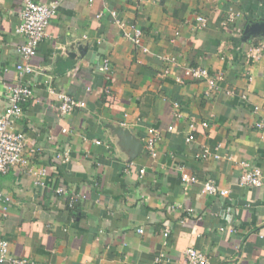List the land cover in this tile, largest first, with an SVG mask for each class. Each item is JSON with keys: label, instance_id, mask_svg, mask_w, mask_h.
I'll list each match as a JSON object with an SVG mask.
<instances>
[{"label": "crops", "instance_id": "obj_1", "mask_svg": "<svg viewBox=\"0 0 264 264\" xmlns=\"http://www.w3.org/2000/svg\"><path fill=\"white\" fill-rule=\"evenodd\" d=\"M22 1L0 0V115L24 42ZM249 22H264V0L63 2L24 79L33 98L12 125L26 138L29 163L1 177L9 209L0 238L9 255L34 264H185L193 248L208 264H264V182L239 186L240 162L264 175V135L253 113L264 106V52L249 56L263 39L244 40ZM132 26L142 31L141 45L127 38ZM75 42L87 44V59L49 73ZM188 67L220 77L216 89L185 77ZM59 93L86 106L60 116L53 109ZM106 123L134 129L143 146L134 160L122 161L125 150L110 140ZM148 129L160 136L155 158L144 149ZM201 146L221 158L198 157ZM180 168L197 182L183 183ZM208 181L229 194L202 192ZM59 187L84 199L69 207ZM160 254L166 258L156 262Z\"/></svg>", "mask_w": 264, "mask_h": 264}, {"label": "built area", "instance_id": "obj_2", "mask_svg": "<svg viewBox=\"0 0 264 264\" xmlns=\"http://www.w3.org/2000/svg\"><path fill=\"white\" fill-rule=\"evenodd\" d=\"M67 0H51L47 4L35 3L32 0H23L21 9L19 11V24L17 32L23 37L24 42L17 48L19 62L15 66L16 79L12 85L7 87V104L4 111L0 115V225L2 219L8 214L9 198L4 194L1 188V177L6 174L10 168L19 167L25 169L29 163L28 155L26 154V138L20 132L12 130L13 122L23 115L24 106L33 98V92L29 86L24 83L25 77L33 72L31 65L32 58L37 53V48L44 36L46 35L47 27L52 18L55 17L59 6ZM89 3L93 0H88ZM115 15V13H112ZM235 17L229 15L228 21H233ZM198 28L206 26V19L201 16L196 17ZM142 31L135 27H131V32L127 34V38L135 45H141ZM146 52L145 48H142ZM264 52V39L259 41L254 47L249 50V56L258 59ZM103 69L105 72L109 71L108 62H104ZM167 71H165L166 73ZM184 76L194 80H204L209 89H216V80L220 77L210 75L209 71L200 67H188L184 69ZM180 81V79H177ZM58 104L53 106L55 112L63 117L71 115L77 108H84L86 103L79 101L73 97L65 94H57ZM177 107V105H175ZM253 113L258 115L255 122V128L264 135V106H253ZM205 126V124H203ZM170 132H175L174 127H168ZM160 136L154 129L147 130V137L145 140L144 149L152 158L157 155L156 144ZM194 140V136L190 134L187 141ZM96 145H100V141H94ZM31 152L33 149L30 150ZM201 158L214 157L220 159L217 154H211L208 148L201 146V152L197 155ZM67 156L63 160H66ZM227 160H232V156L225 157ZM242 167V174L239 177V186L242 187H260L264 182V175L259 168H251L246 162H240ZM143 173V170L140 171ZM180 180L183 183L190 184L197 182L194 176L185 173L181 168L179 169ZM45 175V171H39L35 183L40 184V178ZM202 192L209 195H219L225 197L229 194L228 190L220 189L212 182L203 184ZM56 194L65 195L68 198V206L72 207L77 201L84 199L82 194L68 191L63 187H59L55 191ZM192 212V209L188 210ZM220 230H223L222 228ZM139 233L142 230H138ZM169 235V230H164L162 237L164 239ZM164 243H166L164 241ZM185 264H208L206 255L197 249L189 248L185 250ZM164 254H160L156 258V262L164 260ZM0 264H34L25 258H16L9 255V243L0 238Z\"/></svg>", "mask_w": 264, "mask_h": 264}, {"label": "water", "instance_id": "obj_3", "mask_svg": "<svg viewBox=\"0 0 264 264\" xmlns=\"http://www.w3.org/2000/svg\"><path fill=\"white\" fill-rule=\"evenodd\" d=\"M243 38L247 42L264 39V22H249L244 28ZM86 45H79L78 42H75L71 43L67 48L62 49L55 56L53 63V66H57L58 69H53L49 73L60 75L73 69L81 59H87L89 53L87 52ZM63 61L67 62V65L60 67ZM106 129L109 131L110 140L120 149L125 150L123 151L125 158L123 157L122 161L126 163L131 162L140 154L143 146L140 139L134 134V129L125 127L120 123H106Z\"/></svg>", "mask_w": 264, "mask_h": 264}]
</instances>
